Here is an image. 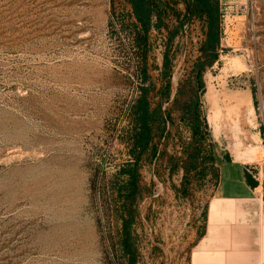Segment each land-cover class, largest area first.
I'll return each instance as SVG.
<instances>
[{
	"label": "rangeland",
	"instance_id": "obj_1",
	"mask_svg": "<svg viewBox=\"0 0 264 264\" xmlns=\"http://www.w3.org/2000/svg\"><path fill=\"white\" fill-rule=\"evenodd\" d=\"M221 8L224 35L204 75V111L217 158L227 150L260 156L246 168L264 189V0H221ZM114 12L132 8L126 0H0V264H108L102 185L124 159L114 127L140 86ZM151 37L159 90L164 36ZM191 40L192 53L181 49L175 60L173 95L197 57L198 23L179 44ZM172 106L167 152L178 157L191 133ZM166 166L141 170L140 264H190L219 187L221 173L209 170L184 197L183 171L171 176Z\"/></svg>",
	"mask_w": 264,
	"mask_h": 264
},
{
	"label": "trees",
	"instance_id": "obj_2",
	"mask_svg": "<svg viewBox=\"0 0 264 264\" xmlns=\"http://www.w3.org/2000/svg\"><path fill=\"white\" fill-rule=\"evenodd\" d=\"M126 1L131 5L132 12H114L113 17L117 19L121 32L126 33L130 40L137 62L135 75L140 80V86L137 96L123 109L119 128L114 127L124 148V159L114 165L115 172L105 174L102 185L108 264H140V205L148 197V190L142 185L141 170L145 165L156 167L162 160L171 176L183 171L180 191L184 197L189 195V186L197 176L202 177L209 170L220 175V159L211 139L202 98L206 92L205 72L220 58L224 35L221 0ZM196 23L202 34V40L196 44L197 57L192 65L185 68L190 72L179 81L173 95L172 79L177 55L184 49L187 56L195 47L192 40L182 47L179 38L186 32L191 34ZM153 31L164 36L161 68L164 85L159 90L152 80L149 65L150 54L154 50L151 42ZM171 104L179 105L178 119L191 133L189 140L182 142V152L178 157L169 156L167 152L168 142L176 134L172 129L177 125L173 106L169 107ZM245 177L250 187L259 186L250 172L246 171Z\"/></svg>",
	"mask_w": 264,
	"mask_h": 264
},
{
	"label": "crops",
	"instance_id": "obj_3",
	"mask_svg": "<svg viewBox=\"0 0 264 264\" xmlns=\"http://www.w3.org/2000/svg\"><path fill=\"white\" fill-rule=\"evenodd\" d=\"M227 151L190 264H264V189L250 187L245 177L247 165L260 156Z\"/></svg>",
	"mask_w": 264,
	"mask_h": 264
}]
</instances>
